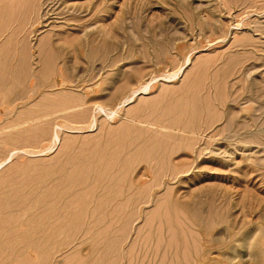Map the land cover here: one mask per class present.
Instances as JSON below:
<instances>
[{"label":"rangeland","instance_id":"1","mask_svg":"<svg viewBox=\"0 0 264 264\" xmlns=\"http://www.w3.org/2000/svg\"><path fill=\"white\" fill-rule=\"evenodd\" d=\"M255 26L264 0H0V264H264Z\"/></svg>","mask_w":264,"mask_h":264},{"label":"bare ground","instance_id":"2","mask_svg":"<svg viewBox=\"0 0 264 264\" xmlns=\"http://www.w3.org/2000/svg\"><path fill=\"white\" fill-rule=\"evenodd\" d=\"M213 25V24H212ZM255 25H256V23H255ZM213 27H214V29L217 31L215 34H217L219 31H218V25H213ZM218 28V29H217ZM251 31H252V33H253V35L254 34H256V36L258 37L259 35H264V27H262V26H255V27H252L251 28ZM255 36V35H254ZM260 37V36H259ZM254 45V43H253V41H250L249 43H247L246 45H243L244 46V48L243 49H246V48H248V47H250V46H253ZM254 47H256V46H254ZM262 48V47H261ZM250 50V49H249ZM260 51V50H259ZM248 52V51H247ZM254 52V51H253ZM251 53V52H250ZM250 53H248V54H250ZM255 55V54H254ZM260 55V54H259ZM257 56V55H256ZM221 59H222V56H220V57H217L216 58V66L217 65H220V62H221ZM246 61L240 66V69H241V71H242V73L245 75V74H247L248 75V72L249 71H251V70H254V68H256V67H258L259 66V64L258 63H255V61H251L250 62V59H245ZM259 68V67H258ZM257 71V70H256ZM259 71V70H258ZM219 72V71H218ZM263 72V71H262ZM259 74V73H258ZM250 83H252V82H250ZM251 87V92H253V96H256V101L257 102H259L260 104H262V103H264V101L261 99V97H263V95H264V88H261V87H259L258 85H256V84H254V83H252V86H250ZM146 89L148 90V87L146 86ZM145 89V91H147ZM249 90V89H248ZM245 100H247V99H245Z\"/></svg>","mask_w":264,"mask_h":264}]
</instances>
